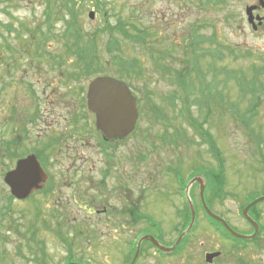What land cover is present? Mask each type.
<instances>
[{
    "label": "rangeland",
    "instance_id": "obj_1",
    "mask_svg": "<svg viewBox=\"0 0 264 264\" xmlns=\"http://www.w3.org/2000/svg\"><path fill=\"white\" fill-rule=\"evenodd\" d=\"M46 1L0 0V146L5 143L11 104L13 109L21 110L28 102L30 110L32 97L45 88V96L53 97L49 93H54V98L62 103L58 107L65 109L73 99L70 94H85L92 78L122 79L123 70L126 76L122 80L138 98V128L118 147H111L107 169L94 147L80 148L78 169L71 168L69 164L74 162L65 156L55 157L57 161L49 166V174L69 177V167L70 174L75 172L71 178H87L84 183L81 181L82 187H87L86 194L78 195L75 201L68 197V180L60 185V192L35 193L25 200L7 201L9 191L3 178L9 163L0 156V264H130L132 244L136 245L141 235H152L164 246H170L180 228H188L192 217L179 187L186 186L196 174L219 172L217 159L202 141L204 130L212 135L223 157L224 183L215 187L209 181L203 202L207 205L209 200L229 223L244 229L240 210L246 208L249 198L264 190V91L254 96L242 95L239 83L231 77L222 92V84L211 81L213 70L207 71V66L214 61L216 69L230 66L247 76L248 68L262 63L264 33L245 24V7L258 0H225L213 10L203 0ZM68 10L76 12L85 33L82 42L95 50L101 72L80 75L84 64L75 52L77 47H64L72 44H65V36H55L63 34L70 18ZM90 11L92 18L88 17ZM48 17L52 25L46 22ZM120 23L127 24L125 34L116 30ZM199 27L197 32L207 37L215 31L216 40L222 45V58L215 59L210 54L212 50L202 51L204 56L199 61L203 72L197 76L188 62V42L191 29ZM110 29L114 30V39L108 33ZM116 57L123 62L116 63ZM125 61H135L134 67ZM188 70L187 76L181 77ZM216 79H221V75ZM199 87H204L203 94L209 97L207 101L203 99L201 111ZM25 99L22 108L20 104ZM252 108L253 115L249 112ZM176 170L178 175L174 177ZM104 175L107 185L99 188L95 180L100 182ZM90 176L94 179L91 188ZM121 188L125 213L119 228L108 214L97 210L106 203L120 207L115 191ZM188 194L194 220L182 248L162 256L150 242L142 241L135 264H207L206 252L217 249L223 253L229 248L201 212L197 182L189 186ZM58 195L65 209L55 206ZM133 205L143 215L152 217L155 225H149L144 218L134 220L129 212ZM111 213L116 218L117 212ZM57 229L62 235L58 238L54 236ZM28 236H34L43 247L41 262L24 257L25 244L31 243ZM222 258L227 259L224 255Z\"/></svg>",
    "mask_w": 264,
    "mask_h": 264
},
{
    "label": "flooded vegetation",
    "instance_id": "obj_2",
    "mask_svg": "<svg viewBox=\"0 0 264 264\" xmlns=\"http://www.w3.org/2000/svg\"><path fill=\"white\" fill-rule=\"evenodd\" d=\"M260 1L264 0H258V3L250 4L255 8L252 10L251 21H249L246 17L245 24L247 26L249 25V27L255 32L263 31L264 33V6L260 3ZM241 25L244 27V23ZM130 90L133 91L131 88ZM45 93V88H42L41 92H37L35 96L32 97L31 102H33V104L30 110L28 109V102L26 103V99L24 103L20 104V107L22 108L24 107L25 103L27 104L24 109H13L14 104H11V107L7 110V134L4 145L2 144L0 146V156H4L8 160L9 168L7 167L6 172L12 171L19 160L29 156H33L42 170L45 172L46 180L41 185L42 187L39 190L32 191V193L27 198L33 196L35 193L44 195L45 193H55L56 190L57 192H60V185L63 183V181L68 180L66 185V187H69L70 189V195L68 197H74L75 201V198L78 195L79 197H82L87 191V187L84 186L83 188L81 183V181L84 183V179L85 181L87 180V178H85L86 176H79L78 179H74L71 177L75 174V172L73 174L69 173L71 168L78 169L76 163L81 157L80 148L85 149L94 147L97 154L100 156L99 160L104 162L107 169L108 165L111 163V159L108 156L111 147H118L127 138L134 134L138 128L140 116L138 98L136 104L139 112L134 129L129 134L122 137H108L96 127L95 115L87 107L86 93L84 94V92H77L70 94L72 95L73 99L70 104H66L65 109L58 107L62 103L58 101L59 98H54V93H49L52 94L53 97H50L49 95L45 96ZM66 93L67 89L63 95ZM62 107L64 108V105ZM73 151L74 153H72ZM61 155L65 156V159L69 162H74L69 164L71 168H67L66 172L69 174V177H67L68 175L56 177L53 176V174H49V166L52 164V162L57 161L55 159L56 156L59 158ZM170 170L172 171L171 167ZM200 174L204 175V173ZM204 177L206 180V187L208 186L209 181L212 186L215 187L224 183V174L219 172L217 174H209L208 176L204 175ZM88 179L91 181V188L94 179L92 176H90ZM95 184L99 188L100 186L107 185V175H104V178L100 182L95 180ZM262 185L264 187V182ZM199 189L200 185L198 184V193ZM206 189L207 188L204 189L203 194L205 193ZM120 190H123V188L119 190L117 189L115 191V199L121 203L120 207L106 203L104 205L102 204L103 207L100 210H97V212L108 214V217L115 221L117 227L119 228L123 226L124 220L122 215L125 213L124 193H121ZM11 195L12 194L9 191V197ZM205 195L206 193L204 194V197ZM263 196L264 190L259 195L253 196L249 198L247 202H245L244 205L247 208L246 214L243 212L246 208L244 210L243 208L240 210V215L245 221L242 224L244 229L241 230L229 223V220L224 214L215 211L211 207L209 200H205L207 203L206 206L209 208V210L224 220L230 228L240 235L239 237L230 233L224 227L221 221L214 219L207 214L205 206L200 199L199 193V205L204 218L210 225L213 232L217 233L222 239L229 243V248L226 249L227 251L223 250V253L217 249L209 251L218 252V255L213 258L211 262H206L204 259L207 264H264V204H261V202H264V198L255 203L253 202L257 198ZM9 197H7V201L9 202L11 200H16L12 196V198ZM56 198L55 206L65 209V206L61 205L64 203L61 196L58 195ZM113 210L117 212L116 218H114V216H110L112 215L111 211ZM129 212L131 213V216L134 220H140L141 212L138 210L137 205H133ZM150 223L155 225L152 217H150ZM58 225H61V215H59L58 218ZM58 231L59 229L55 231L57 233H54V236L57 238L62 236L61 231ZM15 232H17L16 229ZM5 238V236L2 237L3 240ZM26 239L28 240L29 236ZM29 240L31 243L28 244L27 242L25 244L27 256L24 257L26 259L29 258L36 260V262H41L43 256V247L40 246V242L35 241L34 236L30 237ZM228 250H233L236 252H228ZM223 255L227 259L222 258Z\"/></svg>",
    "mask_w": 264,
    "mask_h": 264
},
{
    "label": "water",
    "instance_id": "obj_3",
    "mask_svg": "<svg viewBox=\"0 0 264 264\" xmlns=\"http://www.w3.org/2000/svg\"><path fill=\"white\" fill-rule=\"evenodd\" d=\"M262 4L264 5L263 2ZM253 8L254 6L246 8L249 21L251 20ZM93 15L92 11L88 12L89 18H92ZM87 107L95 114L97 128L108 137H122L127 135L134 128V124L138 117L135 97L131 94L129 88L123 81L111 76H97L90 81L87 90ZM45 180L46 174L33 156L19 160L15 168L4 175V182L9 186L11 194L17 199H23L32 191L40 189ZM195 181L200 184V196L202 199L205 184L204 177L195 176L189 182L186 191L188 192L189 186ZM261 198L263 197L257 200ZM189 204L192 212L191 222L188 228L177 239L176 244L193 224L194 212L191 201H189ZM206 210L212 217L219 218L207 208ZM246 210L247 209L243 211L245 214ZM222 222L231 233L238 235L224 221ZM143 240H148L155 247L164 252L172 251L175 246L165 247L151 235L142 236L137 241L136 251L131 264L134 263L138 256L140 244ZM217 255L218 252L207 253L206 261L210 262Z\"/></svg>",
    "mask_w": 264,
    "mask_h": 264
},
{
    "label": "trees",
    "instance_id": "obj_4",
    "mask_svg": "<svg viewBox=\"0 0 264 264\" xmlns=\"http://www.w3.org/2000/svg\"><path fill=\"white\" fill-rule=\"evenodd\" d=\"M205 1L206 4L210 5L211 9H215V7H217L219 4H221V2L225 1V0H203ZM46 3L49 4V0L46 1ZM69 11V10H68ZM47 12H49V9H47ZM69 20L67 21V26L65 28V30L63 31V34H55V36H58L59 38L65 36L66 40H65V44H72V45H64V43L62 42V44L64 45V47L66 46L67 48H73L74 46L77 47L76 48V53L79 56V61L82 62L84 65L82 66V72H80V75L83 76H90L92 74H94L95 72H101L99 71L97 65L99 63H97L95 61L94 58V53L95 50L91 47V46H86L85 43L82 42L81 37L84 36V32L80 29V26L78 24V20H77V15L76 12L74 14V11L70 10L69 11ZM50 17V16H49ZM47 18L46 22L48 23V25L51 23L49 20H51V18ZM47 28L50 29L51 26H48ZM52 25V23L50 24ZM7 26H10V24H8ZM126 26L127 24H118L117 25V31H119L120 33L125 34L126 33ZM201 27L197 28V29H191L190 31V36H189V42H188V47H189V51L188 53H190L191 59L188 60V62L190 63V65H192L194 67V71L197 74V76L202 75L200 69H202L201 65H200V61L199 58L204 56V53H202V51H210L215 59L219 60L221 59V48L222 45L218 42H216V34L215 31L213 32V34L209 35L208 37L204 34H199L197 31L200 30ZM7 30H10L9 28H6ZM106 29V28H105ZM114 30L112 31V29L108 30L109 35H111L113 37ZM44 38H45V34H44ZM114 39V37H113ZM109 44L112 45L113 41L111 39L108 40ZM212 46L214 48H207L206 46ZM69 50V49H68ZM213 59V60H215ZM123 60H121V58L116 57V63H122ZM134 62L135 61H125V64L128 65L129 67L133 68L134 67ZM230 67V66H228ZM227 66H221V68L216 69V67L214 66V61L209 64L207 66V71H212V77H211V81L213 82H220L222 84V92L223 89L225 88L224 85L226 84L227 80L231 77L235 78L236 82L239 83V88L241 91L242 95H245L246 93H250L251 95H255L256 93H260L264 91V57L262 60V63L259 65H253L251 66L252 68H248V71L250 72L249 74H247L244 71H240L243 73H246L247 76H244V74H240L237 73V71H235L234 69L228 68ZM168 71V69H167ZM190 70H188V72H186V74L181 75V77L185 78L187 76V74L189 73ZM177 75H179L178 73H176ZM218 74L221 75V79H216L218 77ZM120 76L122 78H124V76H126L125 71L123 70L122 72H120ZM178 78V76H177ZM218 80V81H217ZM178 82H179V78H178ZM182 83V81H181ZM203 89L204 87H199V91H200V99H201V103H200V109L199 111H201V108L204 107L203 106V99L204 100H208L209 97L205 96L203 94ZM211 88H209L210 90ZM222 95V93H221ZM185 102L188 103L187 98L185 99ZM187 112H189V108L186 110ZM250 114L253 115V108L250 109ZM248 120L251 119V116H249V118H247ZM196 125H199L203 128L202 123L197 122ZM202 141L205 142L206 144H208L210 151L212 152L213 156H215V158L217 159V164H218V171L219 173L223 174L224 173V161H223V157L220 155V152L218 150V148L216 147V143L214 141V138L212 137V135L204 130L202 132ZM203 168V167H201ZM194 171H198L197 168L194 169ZM211 171V170H210ZM211 172H206L205 174L208 176ZM142 216V214H141ZM186 221H188V215L186 216ZM182 244V243H181ZM181 244L177 247L178 248L181 246Z\"/></svg>",
    "mask_w": 264,
    "mask_h": 264
}]
</instances>
